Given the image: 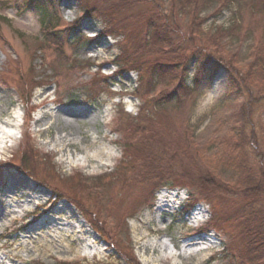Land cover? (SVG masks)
Listing matches in <instances>:
<instances>
[{"label":"rangeland","instance_id":"rangeland-1","mask_svg":"<svg viewBox=\"0 0 264 264\" xmlns=\"http://www.w3.org/2000/svg\"><path fill=\"white\" fill-rule=\"evenodd\" d=\"M30 1L0 0V127L10 131L0 148V264H127L123 253L139 264H242L243 241L233 223L239 205L198 200L200 206L191 212L196 198L186 187L163 188L145 204L146 188L125 190L119 180L110 179L132 167L118 124L127 116L138 118L146 110L144 103L151 107L166 88L141 87L136 70L120 74L119 64L113 63L132 54L145 36L140 15L148 6L121 8L122 0H53L51 14L60 22L46 30L39 12L26 4ZM163 6L168 13V3ZM258 11L235 5L218 17H212L214 9L204 12L207 21L197 45L207 47V35L240 24L242 16L243 32L223 43L228 55L238 54L245 71L258 46L254 35H264ZM77 20L81 23L75 34L64 31ZM107 25L117 26V34L103 35ZM187 26L185 21L181 25L182 38L188 35ZM51 34L61 35L50 40ZM262 45L264 49V39ZM32 71L41 85L30 88ZM194 75L193 68L191 86ZM25 77L29 86L23 83ZM226 82L223 68L205 77L185 114L197 142L209 149L211 167L233 182L229 172L218 168L220 139L227 134L226 120L234 105L224 97ZM251 120L256 130L262 129L264 102L255 105ZM26 142L36 161L44 164L32 166L36 178L19 169ZM80 177L93 188L81 195L76 191V199L86 202L106 234L56 192H69L63 181Z\"/></svg>","mask_w":264,"mask_h":264},{"label":"trees","instance_id":"trees-1","mask_svg":"<svg viewBox=\"0 0 264 264\" xmlns=\"http://www.w3.org/2000/svg\"><path fill=\"white\" fill-rule=\"evenodd\" d=\"M165 3H168V13L163 6ZM26 4L39 12L43 29L57 27L60 18L51 14L55 12L53 0H34ZM142 4L148 6L146 13L140 15L146 22L145 36L138 40L132 54L124 52L125 55L113 63L119 64L117 73L120 74L136 70L141 87L146 83L152 91L158 86L166 88L156 95L151 107H147L150 103H144L146 110H140L138 118L124 114L127 118L117 128L126 143L125 150L130 152L132 167L130 170L125 167L122 171L118 170L110 175V179L119 180L125 190L132 186L146 188L149 197H145V204L154 200L163 188L186 187L196 198L190 208L198 200H204L209 205H239L233 223L243 241L242 264H264V123L262 129L256 130L251 120L255 105L264 102V35H254L258 46L253 61L245 71L239 65L238 54L228 55L223 43L243 32L242 16L239 17L240 24L229 29L218 28L215 33L207 35V47L202 48L196 43L207 21L202 17L204 12L214 9L212 17H218L235 5L238 10L249 5L259 10L264 20V0H122L119 7ZM111 19L107 15L108 24ZM184 21L188 22V35L182 38L181 25ZM80 23L77 20L64 31L70 30L71 34H75ZM116 27L107 25L103 35H116ZM60 35L51 34L50 40ZM193 68L195 75L191 86L188 79ZM221 68L227 72L224 97L232 100L234 105L226 120L227 134L220 139L218 168L229 172L233 182L224 181L217 174V168L211 167L206 156L209 149L197 142L196 130L185 114L187 103L193 101L192 95L199 92L202 80L207 76L214 77ZM37 76L36 72H31L30 88L41 85ZM24 82L27 84L26 77ZM242 97H246V102L240 100ZM176 115L178 120L174 119ZM26 143L19 169L36 178L39 174L31 169L32 166L36 165L35 169H38L44 164L41 160L36 161L37 154ZM68 181H63V184L70 185L69 192H56L81 209L96 225L98 232L105 233L87 209L86 202L76 199V191L81 195L93 188L87 185L89 180L80 177L76 182ZM118 213L123 216L120 210ZM123 256L127 264H139L133 255L123 253Z\"/></svg>","mask_w":264,"mask_h":264},{"label":"bare ground","instance_id":"bare-ground-1","mask_svg":"<svg viewBox=\"0 0 264 264\" xmlns=\"http://www.w3.org/2000/svg\"><path fill=\"white\" fill-rule=\"evenodd\" d=\"M1 124V122H0ZM2 126H8L7 124H3ZM4 127H0V148L5 140V137H7V133L10 132Z\"/></svg>","mask_w":264,"mask_h":264}]
</instances>
